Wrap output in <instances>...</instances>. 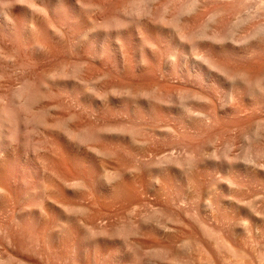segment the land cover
Instances as JSON below:
<instances>
[{
	"label": "bare ground",
	"instance_id": "obj_1",
	"mask_svg": "<svg viewBox=\"0 0 264 264\" xmlns=\"http://www.w3.org/2000/svg\"><path fill=\"white\" fill-rule=\"evenodd\" d=\"M173 1L0 0V233L21 264H218L263 230L264 20Z\"/></svg>",
	"mask_w": 264,
	"mask_h": 264
},
{
	"label": "rangeland",
	"instance_id": "obj_2",
	"mask_svg": "<svg viewBox=\"0 0 264 264\" xmlns=\"http://www.w3.org/2000/svg\"><path fill=\"white\" fill-rule=\"evenodd\" d=\"M173 2L174 3H177V4H180L181 3L180 0H174ZM263 7H264V0H244V3L231 16V18L233 19V21H236L239 17H245L248 13H249L248 16L250 17L251 16V13H252V16L255 17V20L253 22V25H255L256 23L258 24L260 21H263L264 20V19L261 18V16L257 18L258 14L260 15V13H259L260 11L258 9L263 10L264 9ZM256 12H258V13H256ZM262 13H264V10H263V12L261 11V14ZM44 59H45L44 57H41V59H40L41 64L43 63V65L47 64V61L44 60ZM107 65H105L104 63H93L90 66V70L89 71H91L92 73L95 72V71L97 72L99 70H103V69H106L107 67H109ZM114 74H116V73H114ZM116 75H117V76H115V77H117V79H116L117 81L116 82H121V81H123L122 79H125L124 78V75H122V74H116ZM121 76H123V77H121ZM154 79L156 80V82H160L163 85L168 86L167 87L168 88V91H175V90H178L180 87L183 86V84L178 83L174 79V77H172V76L170 77V75H168V79H166V80L165 79H161V78H156L155 76H154ZM9 81L12 82L13 80H9L7 78L6 79V84ZM161 81H163V82H161ZM177 85H178V87H177ZM175 87H177V89ZM68 98L69 97H66L65 96V97L60 98L59 100H56L54 102L55 104H58L60 107L57 106L58 108L56 107L57 109L56 108L54 109L52 115L50 116V118H51L50 120L51 121H56L57 118H60V116L62 117L64 115H68L71 111L73 112V111H75V110H77L79 108V106L76 103H74L73 101H71L72 102L71 103L70 102V98L69 99ZM215 102H217L216 103L217 105H219V104H221L223 102L222 93L221 94L220 93L216 94V96H215ZM62 108H64V109H62ZM105 111H109V110H105ZM103 112H101V113H103ZM108 114L109 113H105L104 116H107ZM47 133L51 137H54L56 139L59 138V136H57V133L50 132V131H47ZM238 144H240V142H238ZM133 145L135 146V147L133 146V148H136V149H140L141 148L140 147V145H141L140 143H136V144L134 143ZM155 146H156V149L155 150H153L154 149V144L150 146V153H148V154H152L151 152L154 151V152L158 153L159 155H163L165 153H169V152L175 150V149H172L169 146L168 147H166V146H159V145H155ZM157 146L159 147V149L157 148ZM167 150H169V151H167ZM235 151H239V148L236 147L235 148ZM146 156H147V154H146ZM137 157H140L141 158V155H138ZM149 195H148L149 198L150 197L151 198L152 197L153 198L155 197L154 195H151V193H149ZM71 198L74 201H76V202H79L80 200H82L79 197L78 198L71 197ZM86 198L88 199V202H90L91 200L92 201H95V199L93 197H91V198L90 197H86ZM246 198H250V195L249 196L247 195ZM78 199H79V201H78ZM87 199H85V200L87 201ZM100 200L97 201L98 202V206H99V208L101 210H103L102 212L105 211L103 213L105 216L106 215H110L111 217L117 219V217H119L121 213L124 214V212H122V211H126L124 207H122L120 204L114 203V201L112 202L111 199L104 198V199H100ZM246 200H248V199H246ZM234 210L240 213V217H243V214L240 212L239 209L234 208ZM137 212L139 213V211H136V212H134L133 215L136 216V217L137 216L139 217V215H135V214H138ZM123 214H121V215H123ZM9 217L10 216L8 215V213H0V221H2V222H7L9 220ZM120 217H122V216H120ZM251 226H252L251 224L247 225L246 226V231H248L250 235L254 236V238H256V240L253 241V242H251L250 244H247V245L238 243V244L234 245L236 250H233V249L229 248L228 246L226 247L227 249L221 248V252H220V255H219V259H218V261L219 260L220 261L218 262V264H264V235H263L264 234V228H263L262 231H258L259 230L258 226H256V228H255V225H253L252 228H251ZM0 244H1L0 245V258H1V260H3V258H4V259H6V261L7 260H10L11 261L10 264H21L19 262L20 261V258H21L19 253H21L22 251H21V248H20V245H19L18 242L12 247V246L9 245L7 239H3V237L1 236V233H0ZM1 246H3V247H1ZM3 248L4 249H7L9 251L4 250ZM1 249H3V250H1ZM228 250H230V251H228ZM4 252H5V254H4ZM8 252L11 253V254H13V255H15L16 258L13 257V258L7 259L6 257H8V254H7ZM205 254H204V258L200 260V263L201 264H211V257H209V256H207V254L206 255ZM221 256H222V258H220ZM15 262H17V263H15ZM52 262L55 263V264H57L58 262H59L58 264H62V263H60V260H55L54 259Z\"/></svg>",
	"mask_w": 264,
	"mask_h": 264
}]
</instances>
